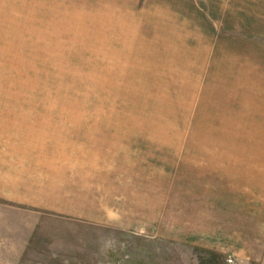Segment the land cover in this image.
I'll list each match as a JSON object with an SVG mask.
<instances>
[{
  "label": "rangeland",
  "instance_id": "rangeland-1",
  "mask_svg": "<svg viewBox=\"0 0 264 264\" xmlns=\"http://www.w3.org/2000/svg\"><path fill=\"white\" fill-rule=\"evenodd\" d=\"M0 264H264V0H0Z\"/></svg>",
  "mask_w": 264,
  "mask_h": 264
},
{
  "label": "clouds",
  "instance_id": "clouds-1",
  "mask_svg": "<svg viewBox=\"0 0 264 264\" xmlns=\"http://www.w3.org/2000/svg\"><path fill=\"white\" fill-rule=\"evenodd\" d=\"M115 245V240L113 239H106L102 242V250L111 248Z\"/></svg>",
  "mask_w": 264,
  "mask_h": 264
}]
</instances>
